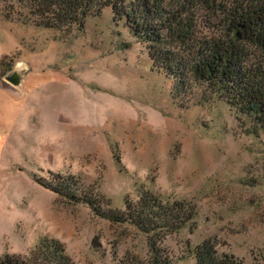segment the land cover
<instances>
[{
    "label": "rangeland",
    "instance_id": "rangeland-1",
    "mask_svg": "<svg viewBox=\"0 0 264 264\" xmlns=\"http://www.w3.org/2000/svg\"><path fill=\"white\" fill-rule=\"evenodd\" d=\"M7 70L21 83H0V256L55 239L74 264L146 263L145 235L39 183L75 177L113 209L143 190L193 205L194 220L153 239L172 264H195L204 242L264 264V135L200 87L172 99V81L110 9L68 31L0 20Z\"/></svg>",
    "mask_w": 264,
    "mask_h": 264
},
{
    "label": "trees",
    "instance_id": "trees-1",
    "mask_svg": "<svg viewBox=\"0 0 264 264\" xmlns=\"http://www.w3.org/2000/svg\"><path fill=\"white\" fill-rule=\"evenodd\" d=\"M105 9L146 46L152 69L172 81V99L200 87L207 98L222 100L264 135V69L256 63L264 60V0H0V20L68 31L82 28L88 17ZM7 72L0 73V83ZM39 183L69 204L87 206L97 218L145 235V264H172L153 239L181 230L196 216L193 205L169 202L148 190L136 201L124 202L123 209H113L75 177ZM190 253L195 264H242L231 255H218L209 242ZM0 264L74 263L60 242L44 239L25 256L1 255Z\"/></svg>",
    "mask_w": 264,
    "mask_h": 264
},
{
    "label": "water",
    "instance_id": "water-1",
    "mask_svg": "<svg viewBox=\"0 0 264 264\" xmlns=\"http://www.w3.org/2000/svg\"><path fill=\"white\" fill-rule=\"evenodd\" d=\"M3 83L13 87H18L21 83V75L16 72H12L9 76L6 74L4 76Z\"/></svg>",
    "mask_w": 264,
    "mask_h": 264
},
{
    "label": "crops",
    "instance_id": "crops-1",
    "mask_svg": "<svg viewBox=\"0 0 264 264\" xmlns=\"http://www.w3.org/2000/svg\"><path fill=\"white\" fill-rule=\"evenodd\" d=\"M3 144H4V140H3V137L0 135V151L3 147Z\"/></svg>",
    "mask_w": 264,
    "mask_h": 264
}]
</instances>
